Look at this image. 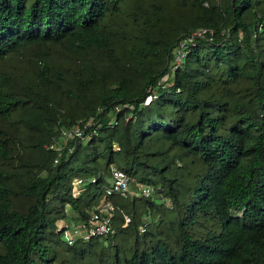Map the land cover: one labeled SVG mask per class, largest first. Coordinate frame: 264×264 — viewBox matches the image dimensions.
<instances>
[{
  "label": "trees",
  "instance_id": "trees-1",
  "mask_svg": "<svg viewBox=\"0 0 264 264\" xmlns=\"http://www.w3.org/2000/svg\"><path fill=\"white\" fill-rule=\"evenodd\" d=\"M0 264H264V0H0Z\"/></svg>",
  "mask_w": 264,
  "mask_h": 264
},
{
  "label": "built area",
  "instance_id": "built-area-1",
  "mask_svg": "<svg viewBox=\"0 0 264 264\" xmlns=\"http://www.w3.org/2000/svg\"><path fill=\"white\" fill-rule=\"evenodd\" d=\"M201 32H198L200 34ZM183 54L178 55V60ZM64 140L74 137H81L83 130L77 126L71 130H65L63 132ZM51 148L58 149L57 144H52ZM93 181H95L93 179ZM83 184V179L77 178L74 182V194L79 193V187ZM154 187L151 185H141L140 195L149 197L154 192ZM106 195H118L120 197L128 198L135 194L132 190L131 180L129 175L122 169L113 166L111 169V176L109 183L105 187ZM115 206L111 200H105L100 205L96 206L91 214V217L79 224L69 225L66 230V236L68 242L73 244L77 238L90 239L94 236L107 235L113 231L111 221L114 217ZM130 217L125 216V224L130 222Z\"/></svg>",
  "mask_w": 264,
  "mask_h": 264
},
{
  "label": "rangeland",
  "instance_id": "rangeland-1",
  "mask_svg": "<svg viewBox=\"0 0 264 264\" xmlns=\"http://www.w3.org/2000/svg\"><path fill=\"white\" fill-rule=\"evenodd\" d=\"M131 187H133L132 184H131ZM132 190L135 191L133 188H132ZM73 224H75V223H70V225H73Z\"/></svg>",
  "mask_w": 264,
  "mask_h": 264
}]
</instances>
